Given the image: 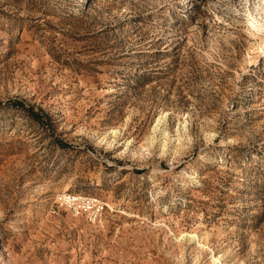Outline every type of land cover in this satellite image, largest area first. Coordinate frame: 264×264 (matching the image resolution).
I'll use <instances>...</instances> for the list:
<instances>
[{"label": "rangeland", "instance_id": "1", "mask_svg": "<svg viewBox=\"0 0 264 264\" xmlns=\"http://www.w3.org/2000/svg\"><path fill=\"white\" fill-rule=\"evenodd\" d=\"M0 264H264V0H0Z\"/></svg>", "mask_w": 264, "mask_h": 264}, {"label": "bare ground", "instance_id": "2", "mask_svg": "<svg viewBox=\"0 0 264 264\" xmlns=\"http://www.w3.org/2000/svg\"><path fill=\"white\" fill-rule=\"evenodd\" d=\"M76 11H78V10H76ZM190 178V177H189ZM194 237V236H193ZM214 259H215V261H217V258L216 257H214Z\"/></svg>", "mask_w": 264, "mask_h": 264}]
</instances>
